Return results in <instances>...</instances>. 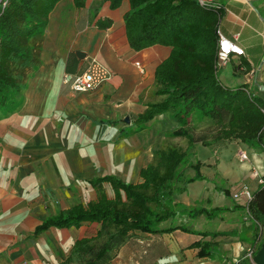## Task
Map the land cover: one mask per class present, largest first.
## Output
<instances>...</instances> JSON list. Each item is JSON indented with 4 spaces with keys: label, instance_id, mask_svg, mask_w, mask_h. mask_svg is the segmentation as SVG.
Here are the masks:
<instances>
[{
    "label": "crops",
    "instance_id": "obj_1",
    "mask_svg": "<svg viewBox=\"0 0 264 264\" xmlns=\"http://www.w3.org/2000/svg\"><path fill=\"white\" fill-rule=\"evenodd\" d=\"M214 2L224 10L221 32L245 52L231 54L219 66L221 82L230 87L245 84L264 98V0ZM69 3L60 0L50 13L40 41L42 63L18 104L0 113V264H79L72 253L75 241L95 235L100 223L50 226L38 234L36 226L59 209L96 199L93 177L116 174L141 181V168L155 160L156 136L181 127L194 136L215 130L207 126V117L195 114L181 124L169 112L138 129V115L161 99L155 94V70L171 47L131 48L124 21L128 0L117 8L106 0H86L80 8L74 0ZM98 18H110L112 25L101 29ZM79 50L83 57L76 54ZM93 60L108 67L111 77L94 89L73 91L64 75L85 72ZM200 144L208 145L196 141L194 148ZM210 145L218 155L200 161L205 177L188 182L173 198L190 207L228 209L213 216L178 215L160 224L168 227L175 221L191 231L136 230L108 264H236L245 257L252 246L253 220L246 215V196L235 193L243 184L253 192L259 187L254 167L264 169V150L238 139ZM241 149L248 151L247 160L239 158ZM103 185L105 191L106 185L112 190L108 182ZM87 187L96 196L85 201L80 192ZM198 240L208 242L209 255H199L200 247L192 245Z\"/></svg>",
    "mask_w": 264,
    "mask_h": 264
},
{
    "label": "trees",
    "instance_id": "obj_2",
    "mask_svg": "<svg viewBox=\"0 0 264 264\" xmlns=\"http://www.w3.org/2000/svg\"><path fill=\"white\" fill-rule=\"evenodd\" d=\"M60 0H0V113L18 98L34 71L42 63L41 38L49 23L50 13ZM86 0H74L80 8ZM117 8L123 0H106ZM130 9L124 14L126 35L134 50L160 44L171 47L169 55L156 67L155 94L161 99L148 103L136 119L139 128L162 113L169 112L181 124L190 122L195 114L210 119L215 130L209 135L194 136L181 127L173 136H184L186 147L169 143L154 148L155 160L140 170L141 181L131 182L116 174L91 179L97 198L87 203L76 202L47 216L35 228L38 234L50 226L80 227L84 223H100L96 236L78 238L72 253L79 264H108L115 251L125 244L136 230L152 233L175 229L191 231L176 224L160 227L162 222L178 215L196 217L215 215L225 207L207 210L174 201L188 182L203 179L200 162L192 163L194 175H185V160L196 141L238 139L264 150V98L249 91L247 85L230 87L218 76L217 28L224 15L223 8L201 5L197 0H128ZM96 25L107 28L110 18H98ZM104 121V120H103ZM108 122V120H107ZM108 182L113 190L109 196L104 188ZM252 218V255L264 238V183L254 191L249 204ZM206 234V232H202ZM98 240V241H97ZM199 255H209L208 242L195 241ZM236 264H250L248 256Z\"/></svg>",
    "mask_w": 264,
    "mask_h": 264
},
{
    "label": "built area",
    "instance_id": "obj_3",
    "mask_svg": "<svg viewBox=\"0 0 264 264\" xmlns=\"http://www.w3.org/2000/svg\"><path fill=\"white\" fill-rule=\"evenodd\" d=\"M201 5L219 7V4L214 2V0H197ZM217 33L219 35L218 40V52H217V62L218 66L226 62L231 54L235 53L237 55L244 54V49L237 43L236 40L228 38L225 36L218 26ZM139 62H137L138 64ZM111 77V70L100 63L97 60L91 61L88 69L81 74H71L66 73L64 75V82L70 85V88L75 92H82L96 88L101 85L104 81ZM239 158L241 160H247L249 158L248 151L241 149L238 152ZM254 173L257 176L258 183H264V169L261 170L259 167H254ZM254 192L250 189L247 184H243L235 193V197L242 195L246 196L245 210L246 215L251 218L249 213V204L253 198ZM250 256L253 250L250 249Z\"/></svg>",
    "mask_w": 264,
    "mask_h": 264
},
{
    "label": "rangeland",
    "instance_id": "obj_4",
    "mask_svg": "<svg viewBox=\"0 0 264 264\" xmlns=\"http://www.w3.org/2000/svg\"><path fill=\"white\" fill-rule=\"evenodd\" d=\"M64 2H65V6H68L70 4L69 3V0H64ZM65 8H67V7H65ZM19 99H20L19 97L18 98L16 97L15 105L12 104L9 107L10 108L11 107H15L18 104L17 102H18ZM21 99H22V96H21ZM5 110L6 109L2 110L1 112H4ZM129 121H130V118H129ZM208 125H209V128H210L212 124L210 125V122H209V123H207V126ZM172 132H171L170 135H158V136H156L157 137V139H156V142H157L156 146L157 147L164 146V145H167V144L173 143V142L174 143L176 142L177 144H180L182 146H186V144L188 142L187 139L184 136H173L172 135ZM194 135H195V133H194ZM205 135L207 136L209 134H205ZM196 137H198V135ZM216 155H218V154H216L214 152V149H213V147L210 144H208V145L200 144L196 148L193 147L192 150L188 153L187 158H186V160L184 162L185 165L186 164H189V166L187 165V167L185 168V172H186L185 175L186 176H191V174L194 175V173H195V168L192 165H190V164L196 163V162H200L203 159H205V160H208L210 158L213 159ZM106 191L109 193V195H112V190H111V188L108 185H106ZM80 193H81L82 196H85L84 197V200L85 201H87L88 199H92V198H94L96 196L95 190H93V189L91 190V189H89V187H87L86 189H83ZM225 208L228 209L227 206H225ZM227 209H224L221 212H224ZM207 223L208 224H212V221L210 220ZM91 228L93 229V227H91ZM100 228H101V225H99L97 227V231L95 232V235H93V236H96L97 235V233L99 232V229ZM250 249L251 248L249 247L248 250H247V253H246L245 257L248 256L250 258V263H251V261H253V259H252L253 255L250 256V253H251L250 252ZM238 261H236L235 263H238Z\"/></svg>",
    "mask_w": 264,
    "mask_h": 264
},
{
    "label": "water",
    "instance_id": "obj_5",
    "mask_svg": "<svg viewBox=\"0 0 264 264\" xmlns=\"http://www.w3.org/2000/svg\"><path fill=\"white\" fill-rule=\"evenodd\" d=\"M76 54L79 57H83L85 55V53L83 51H77ZM262 89H264V85L261 86ZM126 121H129V117L125 118ZM253 261H251L250 264H264V238L261 242V246L258 249V251L253 255L252 257Z\"/></svg>",
    "mask_w": 264,
    "mask_h": 264
}]
</instances>
